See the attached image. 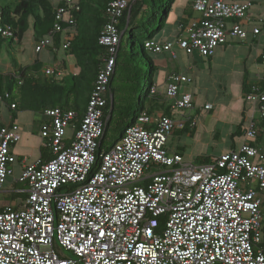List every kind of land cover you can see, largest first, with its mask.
Segmentation results:
<instances>
[{
	"label": "built area",
	"instance_id": "built-area-1",
	"mask_svg": "<svg viewBox=\"0 0 264 264\" xmlns=\"http://www.w3.org/2000/svg\"><path fill=\"white\" fill-rule=\"evenodd\" d=\"M50 1L56 21L35 46L37 53L52 43L54 33L66 31L61 23L71 25V20L63 21L66 9H78L75 0ZM252 1L194 0L192 9L199 17L190 20L183 36L174 42L147 41L145 47L172 58L174 46L186 55L212 56L229 37H246L234 21L246 16ZM129 2L112 0L105 8L98 41L107 55L69 141L66 131L76 112L44 110L49 122L39 126V135L52 158L22 165L15 181L24 186L26 197L16 208L2 202L1 191L16 162L12 147L20 139L19 127H0V264H264L259 196L264 150L248 143L264 134V93L253 88L245 95L263 124L250 119L245 142L209 163L193 164L167 151L171 132L183 120L145 112L119 142L97 156L104 94L121 36L118 25ZM0 37L15 39L13 29L3 24L1 9ZM71 38L64 34V49ZM56 73L50 65L42 69L45 77ZM189 82L185 74L169 75L164 98L172 110L191 108L192 96L179 94L180 84ZM157 92L152 86L150 93ZM3 98L8 94H0Z\"/></svg>",
	"mask_w": 264,
	"mask_h": 264
},
{
	"label": "trees",
	"instance_id": "trees-1",
	"mask_svg": "<svg viewBox=\"0 0 264 264\" xmlns=\"http://www.w3.org/2000/svg\"><path fill=\"white\" fill-rule=\"evenodd\" d=\"M110 1L112 0H75L78 9H66L63 21L71 20V25L61 23L66 31L54 33L52 43L44 48L53 61L59 62L58 74L52 77L43 76L42 68L48 65L38 58L18 72L5 74L6 77L0 73V94H8V98L0 101V116L2 106L11 115L26 110L43 114L44 110L49 108L72 109L76 112V116L73 126L66 131L65 140L69 141L73 137L84 115L102 59L107 55V47L100 45L98 38L106 21L105 8ZM193 1L130 0L118 25L121 36L115 55L114 70L104 94L105 123L103 134L98 140L97 156L101 151H107L119 142L125 130L136 123L138 115L142 112L179 120H182L180 116L185 117L182 114L176 115V111L170 108L169 101L159 96L158 92L150 93L152 86L157 87L155 77L158 74V66L149 54L153 56L160 54L148 51L145 43L151 40L163 42L160 40L161 34L166 29L174 28L177 9L183 10L182 14L186 19L182 18L179 21L177 26L181 30L171 41L174 42L178 36H183L185 31L182 30L186 27L188 19L196 13L192 9ZM189 5L191 9L188 8ZM0 9L3 24L9 25L14 31V40L20 42L24 33L31 29L33 51L37 43L53 29L56 21L55 5L50 0H16L13 7L0 5ZM65 33H70L72 38L68 47L64 49L62 38ZM40 52L34 51L37 54ZM253 88L258 93H264V83L253 86L243 83L242 93L249 94ZM12 104L14 108H11ZM209 108L204 107L205 110H210ZM243 117L242 113V120ZM243 122L231 135L232 141L234 138L245 136L246 127H243ZM2 125L0 122V127ZM189 125L190 121L187 117V120H183L181 128L188 130ZM175 130L177 129L171 134ZM256 138L248 140V143L249 141L254 143ZM44 147L49 151L50 156L42 160L43 152H41L40 160L48 161L52 158V154L48 146ZM209 161V157H199L194 162L206 164ZM16 162H18L17 157ZM99 162L100 159L97 157L96 165Z\"/></svg>",
	"mask_w": 264,
	"mask_h": 264
},
{
	"label": "crops",
	"instance_id": "crops-1",
	"mask_svg": "<svg viewBox=\"0 0 264 264\" xmlns=\"http://www.w3.org/2000/svg\"><path fill=\"white\" fill-rule=\"evenodd\" d=\"M224 1L243 2L245 0ZM188 8L191 9V5H189ZM182 12V9L176 12L177 17L176 22L174 23V28L164 30L161 34L162 39L160 40L163 42L171 41V39L180 32L181 29L177 26V24L182 18L186 19ZM198 17V14H193L192 18L188 19V21L186 20L187 25L190 20ZM234 22H236L246 32V37L244 39L229 37L224 44L215 49L213 55L208 59L197 54L186 55L177 46L173 47V51L176 55L175 58H172L169 53L156 55L159 59L155 60L158 66V74L155 77V81L159 96L164 98V91L167 87L169 75L172 73H182L187 75L190 82L179 86V94H190L192 96L193 107L196 105V101L198 104H202L201 100H197L196 91L204 89L207 92H215L216 97L220 94L225 96L224 93L218 92V90L222 89L220 83L231 85L233 80L236 81L238 83L239 95L235 98L236 102L229 104L231 107L229 108L230 116L226 117V119L230 118V120H233L234 117L232 113H239L240 122L236 124V130V127L242 123V121H244L243 127H246L250 119H252L256 125L263 124V122L258 119V114L256 112L257 106L246 102L245 95L242 93V84L245 83L249 86H253L256 84L263 85L264 83V0H253L246 16L243 19L235 20ZM187 25L182 30L183 32L186 30ZM254 29H258L257 34L253 33ZM28 40L31 42L30 34L27 41ZM49 57L48 60H50ZM226 57L228 58V63L219 69V63H221V61H223ZM50 66L57 70L59 62L53 61ZM250 66L251 74L249 73ZM187 71H190V74H188ZM193 83L196 84V87L190 86V84ZM210 83L215 84L214 86L218 89L209 88ZM228 87H225L224 90ZM205 106H210L209 109L212 111L214 103L206 100L204 105L202 104L201 106L202 109H204ZM175 111L176 115H179L177 113L178 110ZM1 112L0 122L3 125L11 124L12 122L17 124L19 127L20 139L18 142L14 143L12 147V151L17 157L18 162H15L11 166L13 170L12 175L8 177L7 182L1 191L2 202L4 204H11L13 208H16L26 197V194L21 192L24 186L15 181L21 171L22 165L24 163H30L40 159L41 152H43V156L41 158L42 160H45L50 156L49 151L45 149L43 141L39 135V126L43 123H48L49 118L43 114H37L36 116L31 112L19 113L15 115L12 114L13 116L9 112L7 114L4 109H2ZM242 113L244 120H242ZM176 132L177 131L175 130L173 134ZM239 138L240 140L237 143H235V140H231L232 142L229 150L221 153L236 150L239 146H241V144L245 142V136L242 135ZM253 142L254 143L249 141L250 144L256 147H261L264 150V134H259ZM182 157L185 161L196 164L193 162L196 158L192 160L186 159L184 156ZM263 221L264 215L262 218V224Z\"/></svg>",
	"mask_w": 264,
	"mask_h": 264
},
{
	"label": "rangeland",
	"instance_id": "rangeland-1",
	"mask_svg": "<svg viewBox=\"0 0 264 264\" xmlns=\"http://www.w3.org/2000/svg\"><path fill=\"white\" fill-rule=\"evenodd\" d=\"M16 0H1L0 5H9L13 7ZM177 12L179 9L176 10ZM29 34L31 35V29H29L23 35L22 41L11 40L9 38H2L0 40V73L5 77L7 73H15L22 70L26 65L31 64L34 59L38 58L47 65H51L53 60L46 49H43L39 54L34 53L32 43L27 39ZM173 40V38L171 39ZM149 53V52H148ZM50 56V57H49ZM48 57L50 60H48ZM152 60H157L159 57L149 54ZM228 63L226 57L221 63H219V69ZM58 67V66H57ZM190 74V71H187ZM251 74V66L249 69ZM196 84H190L195 86ZM215 84L210 83L209 88L218 89ZM222 89L218 92L224 93L216 97L215 92L202 89L196 91L197 100H201L204 105L206 100L214 103L212 111L202 109V104H198L189 110H178V114H182L185 117L180 116L182 120L190 121L188 130L177 129L175 134H171L166 143V149L169 153H178L184 156L186 159H192L199 157L214 158L219 156L223 151L229 150L231 145V135L235 132V126L240 122L239 113H232L234 119H226L230 116L229 106L230 103L236 102L235 98L239 95L238 83L232 81L231 85L220 83ZM230 85V86H229ZM229 86V87H228ZM190 87V88H191ZM196 87V86H195ZM225 87H228L224 90ZM205 91V92H203ZM205 98V99H204ZM233 108V107H232ZM2 109L6 110L4 106ZM234 111V110H233ZM31 111H20L15 114L30 113ZM8 114V112H6ZM37 116V113L31 112ZM69 132V131H68ZM237 143L240 138H234ZM194 162V161H193ZM260 199L262 201V212L264 215V190L260 191ZM264 224V221H263Z\"/></svg>",
	"mask_w": 264,
	"mask_h": 264
}]
</instances>
